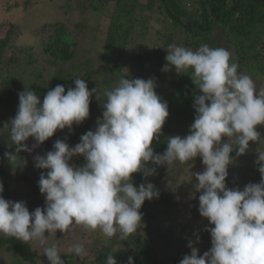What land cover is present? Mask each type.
Listing matches in <instances>:
<instances>
[{
    "label": "clouds",
    "instance_id": "1",
    "mask_svg": "<svg viewBox=\"0 0 264 264\" xmlns=\"http://www.w3.org/2000/svg\"><path fill=\"white\" fill-rule=\"evenodd\" d=\"M166 52L162 71L191 70L199 94L194 96L189 134L169 136L162 154L154 153L151 145L161 135L169 112L167 102L155 91L154 78L122 77L102 96L96 88L89 91L82 78H76L66 92L63 85H56L42 100L30 89L18 93L16 114L3 127L16 146L14 153L5 154L11 164L21 151L33 150L25 143L29 137L35 147L57 130H71L87 119L93 93L102 101L103 111L95 129L81 135L74 147L57 139L51 151L34 157V167L47 170L38 180L43 208L29 212L24 201L0 195V234L37 242L49 264H65L57 244L48 241L57 231L65 234L81 226L98 229L107 238L118 234L126 241L142 224L143 203L159 197L150 182L134 186L133 174L146 179L156 171L147 167L150 162L170 167L200 157L204 169L195 174L194 187L200 193L198 212L212 225L205 229L211 247L198 255L190 241V254L179 264H264V151L256 152L259 183H248L242 190L225 183L233 162L230 153L243 155L249 142L262 139L256 127L264 125V90L258 91L251 76L238 72L239 65L225 48L201 44L193 50L170 44ZM75 156L84 158L82 166L69 163ZM67 253L87 255L81 243L70 246ZM106 264H116L113 254H108ZM127 264H133L131 256Z\"/></svg>",
    "mask_w": 264,
    "mask_h": 264
},
{
    "label": "rangeland",
    "instance_id": "2",
    "mask_svg": "<svg viewBox=\"0 0 264 264\" xmlns=\"http://www.w3.org/2000/svg\"><path fill=\"white\" fill-rule=\"evenodd\" d=\"M140 1L143 4L147 0ZM193 2L195 4L193 0H186L188 9L194 8ZM114 7V0H0V36L3 37L6 34L5 31L10 24L15 29V34L11 37L12 45L5 50L4 68L0 70V95L5 80H13L17 84L13 85L15 88H13L14 95L17 96L0 99V134L4 125L16 114L19 103L17 99L18 85L29 86L33 83H41L48 86L59 70L65 71L66 74L72 72L77 75H87L89 82H93L94 88L100 95H103L106 89L114 87L120 78L126 76L130 79L154 78L155 89L161 91L162 100L164 96L172 92L175 88L176 78L180 79V77L177 73L174 74V68L169 72L162 71L166 63L164 58L167 54L163 45L165 44L164 41L171 35L173 44L184 47V38L180 30L173 29L171 22L160 10H156L153 14L147 13L146 16L149 19L143 20L141 24L138 23L140 26L138 25L132 31L129 42L124 48L123 62H117V59L110 61L109 57L104 56L102 52L111 26ZM60 27L65 28L70 33L76 44L73 58L66 63L55 62L44 51V46ZM213 39L214 36L210 38V47H213L211 44L217 43ZM260 49L264 63V32ZM232 51L234 50L232 49ZM160 73L163 74L162 77H158ZM242 73L252 77L258 91L264 90V73L254 75V73L246 70ZM174 75L177 77L175 78ZM179 75L182 77V73ZM108 81H110V85ZM181 86L194 94H199L191 78L186 79ZM93 97L92 100H95L97 110L90 124V130H94L96 120L102 118V109L97 105L99 103H97L95 93ZM183 116L186 117L185 114L179 115L176 112L172 114L170 122L172 132L185 130L184 127H188L189 131L190 124L184 122L186 118L182 120ZM257 128H261L262 142L260 144H264V125H259ZM223 139L226 141V138ZM63 141L70 147L77 144V142ZM25 143L33 150L20 152L15 164H11L5 157V168L9 174V188L17 196L15 202L24 201L29 212H31L37 207H44V196L39 197V199L29 196V179L38 174V172H33L34 157L36 155L43 156L52 149H46L43 143L34 147L36 142L32 137H29ZM79 158L80 156H75L69 163L78 167L77 160ZM253 158V155L247 153L240 156L235 154L236 163H244ZM190 163V166L185 163L180 170L172 166L168 172L171 173L168 178H164L165 172L164 170L162 172L161 166H157L155 174L152 175L155 188L159 187L160 190L170 193L174 198V205L171 209L160 208L162 210L161 216L168 212L169 218L165 217V222L157 220L154 225L153 234L160 235L162 232L171 234L166 250L161 256L164 261L171 257H178L181 260L185 255L190 254L191 249L187 247L190 241L198 249V255H203L205 251L210 249L204 243L206 240H200V237L203 239L210 237V233L205 229L212 227V225H209L207 219L201 217L198 212L200 193L194 187L197 183L195 174L202 172L204 165L200 157H196ZM229 178L232 180L226 187L243 189L237 178L232 175ZM258 178L260 181L261 177ZM138 230L140 235L144 234V225H141ZM197 236L199 237L198 243H196ZM114 239L115 236L107 238L98 229L86 230L81 226H74L65 234L57 231L55 236L48 237L49 244H57L61 255L73 256L72 260H68V264H91L93 254L103 244L106 245L109 240ZM118 241L120 244L121 239ZM29 243L39 255L44 256L43 249L37 242L30 241ZM76 243L83 244L87 251V255L79 257L78 261H76L78 256L67 253V249ZM113 243L116 242L113 241ZM0 260L7 264H25L6 249L1 250ZM64 262L67 264L66 261ZM38 264H49V261L46 257Z\"/></svg>",
    "mask_w": 264,
    "mask_h": 264
},
{
    "label": "trees",
    "instance_id": "3",
    "mask_svg": "<svg viewBox=\"0 0 264 264\" xmlns=\"http://www.w3.org/2000/svg\"><path fill=\"white\" fill-rule=\"evenodd\" d=\"M193 9H188L186 6V0H147L146 3H141L140 0H114V14L111 18V26L108 30V34L105 39L103 48V55L108 56L109 60H116L117 62H123L124 48L129 42V38L132 35V31L143 20L147 21L149 17L146 14H153L156 10L165 14L166 18L171 22L173 29H179L184 38V47L190 49H197L201 44L209 45L210 38L214 36L215 44H211L214 48L222 47L232 53V60L239 65L238 72L250 71L256 75L257 73H264V63L262 57V51L260 49V43L264 32V0H193ZM142 19V20H141ZM140 26V25H139ZM3 37L0 36V70L4 68V56L5 50L12 45V35L15 34L13 25H9L5 31ZM172 36L164 41L163 48L167 49L168 45L173 44ZM183 40V39H182ZM76 48V44L73 41L70 33L63 27L56 30V34L52 35L44 46L45 53L49 54L55 62H69L73 56ZM231 49V50H230ZM232 49L234 51H232ZM162 72V71H161ZM58 74L52 80V83L48 86L40 84H31L29 86L18 85V93L26 89H30L41 98L56 85L60 84L65 87V92L69 87H74V80L76 78H82L85 80L89 91L94 88L93 82H89L87 75H77L70 72L66 74L65 71L59 70ZM182 77L178 74L180 79L174 76L176 81L174 82L175 88L169 95L164 96V101L167 102L169 115L162 127L161 135L158 139L152 142L151 147L156 154H162L167 147V139L169 136H185L189 133L188 127L182 131L172 132L170 127L171 116L174 112L179 115H186L182 117V120L190 125L194 121L195 111L193 108L194 96L190 90L181 86L186 79H190L191 70L187 73L181 72ZM163 74H159L158 77H162ZM174 80L172 79V82ZM110 85V81H108ZM17 85L13 80H5L3 84V90L0 95V99L15 97L14 86ZM14 88V89H13ZM13 89V92H12ZM156 93L160 96L161 91L155 89ZM94 95V93H93ZM91 97L89 106V116L79 125H73L72 129L65 128L64 130H57L52 137L43 142L46 149H52L54 142L57 139L70 141L71 143H79L81 135L90 130V124L94 119L95 112L97 110L94 97ZM102 96V95H101ZM19 100V97L17 98ZM97 105L102 108V101L97 100ZM181 122V121H180ZM259 126V125H258ZM257 126V127H258ZM256 130L261 133V128ZM263 129V128H262ZM264 136V134H263ZM262 142V139L260 140ZM260 142H249V150L246 152L249 155H253L252 160L245 161L244 163H236L234 150L230 155L233 157V162L228 165V176L226 177V185L231 183L230 175L237 178L240 186L244 188L248 183H259L260 173L258 171L255 161L257 159L258 151H264V144ZM15 145L11 144L8 138L7 129L3 128L0 134V183L3 184V192L0 195L6 200H12L15 202L17 196L13 194L11 188H9L8 178L9 174L5 168L6 153H14ZM22 152V151H21ZM84 158L80 156L77 160V165L82 166ZM185 163L181 164L175 162L172 166L177 170H180ZM190 161L187 166H190ZM161 166L162 172L164 170V178H168V173L172 168ZM34 167V166H33ZM147 167H155L151 164ZM45 169H37L34 167L33 172L38 174L32 176L29 179L30 192L29 196L39 197L44 196L40 193L38 187V180L41 172H45ZM168 173V174H167ZM251 174V176H249ZM133 185L138 186L141 183L150 182L153 184L152 175L146 179L141 173H134L132 176ZM159 197L152 200H146L141 209L142 224L144 225L145 233L140 235L139 230L129 236L125 240H121L120 244L118 239L119 235L115 236L114 240H109L108 244H103L92 256L91 264H106L108 254H113L116 259V264H127L128 257L133 258V264H179L180 259L178 257H171L164 261L163 256L166 247L168 245V239L171 238V234L162 232L160 235L154 232V225L157 220L165 222V217L169 218V213H163L162 210H169L173 207V196L165 191L157 188ZM158 232V229H157ZM200 240H206L205 245L211 247V238L200 237ZM116 242V243H113ZM2 249L11 251L14 256L20 259L25 264H38L46 256L39 255L36 250L32 248L29 242L24 243L13 237H7L0 234V252ZM61 258L66 261L72 260L73 256L68 254L61 255ZM79 257H76L78 261ZM0 264H7L5 261L0 260Z\"/></svg>",
    "mask_w": 264,
    "mask_h": 264
}]
</instances>
